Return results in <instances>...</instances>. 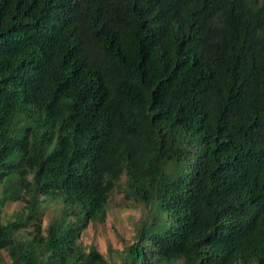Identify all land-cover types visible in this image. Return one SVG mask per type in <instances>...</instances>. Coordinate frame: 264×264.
I'll return each instance as SVG.
<instances>
[{
	"label": "trees",
	"instance_id": "obj_1",
	"mask_svg": "<svg viewBox=\"0 0 264 264\" xmlns=\"http://www.w3.org/2000/svg\"><path fill=\"white\" fill-rule=\"evenodd\" d=\"M0 264H264V0H0Z\"/></svg>",
	"mask_w": 264,
	"mask_h": 264
},
{
	"label": "rangeland",
	"instance_id": "obj_2",
	"mask_svg": "<svg viewBox=\"0 0 264 264\" xmlns=\"http://www.w3.org/2000/svg\"><path fill=\"white\" fill-rule=\"evenodd\" d=\"M22 200L5 205L3 214L9 216L21 208ZM53 203L44 210L43 225L54 215ZM144 215L143 207L127 198L115 188L108 199L106 218L103 223H89L80 238L84 245H94L109 261H118L125 245L133 240L135 229ZM6 260L8 258L5 256Z\"/></svg>",
	"mask_w": 264,
	"mask_h": 264
}]
</instances>
